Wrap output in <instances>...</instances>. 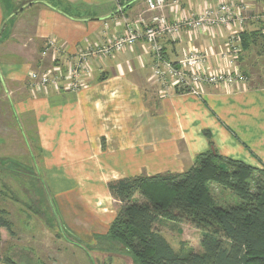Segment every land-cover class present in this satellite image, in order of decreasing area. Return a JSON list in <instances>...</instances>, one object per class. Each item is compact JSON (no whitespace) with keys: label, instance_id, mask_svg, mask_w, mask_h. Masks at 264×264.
Wrapping results in <instances>:
<instances>
[{"label":"crops","instance_id":"1","mask_svg":"<svg viewBox=\"0 0 264 264\" xmlns=\"http://www.w3.org/2000/svg\"><path fill=\"white\" fill-rule=\"evenodd\" d=\"M168 1L171 21L216 3ZM249 1L264 6V0ZM146 7L145 0H0V86L26 133L35 134L50 178L71 190L78 212L93 215L89 229L99 218L111 224L118 211L110 181L184 172L210 142L224 157L264 167V51H256L255 60L246 51L240 54L237 66L245 82L181 92L154 75L157 57L139 40L122 52L91 58L78 91L21 92L30 70L66 68L70 55L104 45L123 30L114 15L131 20ZM229 34L207 27L183 31L177 40L165 36L161 43L166 60L177 62L192 47L207 55L205 68L228 70L229 59L222 55ZM49 40L59 48L44 55ZM5 80L19 88L9 91Z\"/></svg>","mask_w":264,"mask_h":264},{"label":"trees","instance_id":"2","mask_svg":"<svg viewBox=\"0 0 264 264\" xmlns=\"http://www.w3.org/2000/svg\"><path fill=\"white\" fill-rule=\"evenodd\" d=\"M253 24L241 34L242 52L264 45V27ZM180 91L191 92L189 88ZM206 134L211 140L210 133ZM256 172L260 169L222 156L210 142V149L198 154L184 172L110 181L109 191L121 205L107 237L118 242L137 264H264V186L259 184L253 191ZM211 183L231 190L240 203L218 206L209 189ZM138 192L148 203L134 201ZM172 204L181 209L180 217L201 230L203 253L178 252L154 229L155 222L170 214ZM7 215L0 206V247L1 229L15 236ZM0 260L20 264L6 255Z\"/></svg>","mask_w":264,"mask_h":264},{"label":"rangeland","instance_id":"3","mask_svg":"<svg viewBox=\"0 0 264 264\" xmlns=\"http://www.w3.org/2000/svg\"><path fill=\"white\" fill-rule=\"evenodd\" d=\"M256 51L263 54L264 45L246 50L253 60L258 59ZM28 79L30 82L21 87L23 94L43 91L33 84L29 73ZM5 82L9 91L19 88H14L8 80ZM22 122L11 110L8 93L0 86V206L7 212L15 231V236H11L1 229L4 239L0 256H10L20 264H137L118 242L107 237L110 224L106 218H99L95 229L88 228L93 215L78 212L71 190L65 183L50 178L48 168L40 163L35 134L26 133ZM259 169L252 182L253 191L259 184L264 186V167ZM209 189L218 206L240 203L223 185L211 183ZM134 201L148 203L141 192L135 194ZM115 205L120 207L121 203L115 200ZM179 215L181 209L172 204L170 214L155 222L154 229L178 252L203 253L201 230ZM0 264L5 263L0 260Z\"/></svg>","mask_w":264,"mask_h":264},{"label":"built area","instance_id":"4","mask_svg":"<svg viewBox=\"0 0 264 264\" xmlns=\"http://www.w3.org/2000/svg\"><path fill=\"white\" fill-rule=\"evenodd\" d=\"M146 12L139 13L136 20L131 22L127 17L114 15L116 25L123 24V30L108 43L90 47L79 53L70 55L66 68L55 67L52 71L37 73L29 71L30 78L37 88H54L57 90L78 91L83 85V75L88 70L91 58L101 55H111L132 47L139 40H144L150 51L156 55L158 63L154 75L164 82L170 80L179 89L189 88L191 92L201 93L203 85H235L246 81L245 75L237 66L242 53L241 34L248 30L249 24L258 23L264 27V6L255 7L249 0H216L201 11L177 20H169L165 10L168 0H145ZM178 0L173 3L178 4ZM118 11H122L119 7ZM108 26V23H105ZM207 27L226 28L228 50L222 55L229 59L231 69L211 71L205 68L207 55L190 47L187 54L179 61L166 60L161 39L169 36L180 39L183 31L202 30ZM55 41L49 40L43 54L49 50H58Z\"/></svg>","mask_w":264,"mask_h":264}]
</instances>
